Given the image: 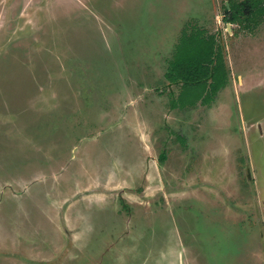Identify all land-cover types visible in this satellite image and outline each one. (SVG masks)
I'll return each instance as SVG.
<instances>
[{"label": "rangeland", "instance_id": "rangeland-1", "mask_svg": "<svg viewBox=\"0 0 264 264\" xmlns=\"http://www.w3.org/2000/svg\"><path fill=\"white\" fill-rule=\"evenodd\" d=\"M233 1L0 0V264H264V14ZM195 27L229 82L181 105Z\"/></svg>", "mask_w": 264, "mask_h": 264}, {"label": "trees", "instance_id": "trees-1", "mask_svg": "<svg viewBox=\"0 0 264 264\" xmlns=\"http://www.w3.org/2000/svg\"><path fill=\"white\" fill-rule=\"evenodd\" d=\"M241 3L237 0H234L232 3L230 2L231 5L229 7L225 4L226 13L224 15V20L231 23L238 22L239 20H242L244 15L246 20H251L252 14H255L258 10L263 11L262 14H264V0H247L244 1V3ZM241 7L245 9V11H243V13L245 12L243 16H241L243 14V9L241 10ZM194 30L198 29L196 27L193 29V31L185 29L184 33L182 32L183 35L180 41L183 42L187 38H191V40H193L192 38H195L194 36L197 35V33L194 34ZM204 33L200 34L198 38H195L196 44L194 45L196 48L191 50V52H195L193 59L190 56L188 61L185 60L190 65L184 62L178 63L175 67H173L177 60L176 55L171 68L168 67L165 73L169 81L183 82V89L179 97L181 103H184V92L189 90L192 85H196V83L199 85H201V82L206 83L208 81L209 83V79L212 80L217 79L216 77H219L215 85L218 90L222 86L227 85L229 82V69L226 66L225 59L223 58L222 64L218 60L219 53L223 52L221 45L217 44L215 35L212 36L211 34L208 35L206 33L205 35ZM188 46L192 47V45ZM178 48H180V45L177 47V49Z\"/></svg>", "mask_w": 264, "mask_h": 264}, {"label": "crops", "instance_id": "crops-1", "mask_svg": "<svg viewBox=\"0 0 264 264\" xmlns=\"http://www.w3.org/2000/svg\"><path fill=\"white\" fill-rule=\"evenodd\" d=\"M227 6H229L228 4H226ZM218 44V43H217ZM223 49V48H222ZM230 76V75H229ZM171 82V81H170ZM181 82V84L183 83L182 81H179ZM172 83H178V82H172ZM228 85V84H227ZM183 87V86H182ZM180 97V96H179ZM178 101H180V99L178 98ZM181 102V101H180ZM187 103H181V105H186Z\"/></svg>", "mask_w": 264, "mask_h": 264}, {"label": "flooded vegetation", "instance_id": "flooded-vegetation-1", "mask_svg": "<svg viewBox=\"0 0 264 264\" xmlns=\"http://www.w3.org/2000/svg\"><path fill=\"white\" fill-rule=\"evenodd\" d=\"M240 2V1H239Z\"/></svg>", "mask_w": 264, "mask_h": 264}]
</instances>
